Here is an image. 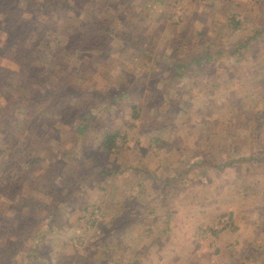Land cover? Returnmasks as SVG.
I'll list each match as a JSON object with an SVG mask.
<instances>
[{"label":"rangeland","instance_id":"rangeland-1","mask_svg":"<svg viewBox=\"0 0 264 264\" xmlns=\"http://www.w3.org/2000/svg\"><path fill=\"white\" fill-rule=\"evenodd\" d=\"M75 1L0 0V65L14 70L0 81V121L5 109L14 115L17 138L39 158L24 162L22 144L3 153L0 193L6 180L14 196H0L1 212L14 215L9 207L28 192L45 195L49 186L30 180L40 168L51 165L59 183L57 208L34 211L22 247L0 264H181L198 246L197 264H264V0H116L105 7L129 25L109 15L103 51L80 45L79 34L103 0ZM127 33L150 46L149 58L126 46ZM48 40L42 63L33 46ZM237 40L246 44L232 50ZM206 54L195 73L168 75L165 65ZM30 69L55 93L34 98ZM250 155L260 159L239 160ZM201 157L233 164L189 168ZM219 231L228 236L216 251Z\"/></svg>","mask_w":264,"mask_h":264},{"label":"trees","instance_id":"trees-1","mask_svg":"<svg viewBox=\"0 0 264 264\" xmlns=\"http://www.w3.org/2000/svg\"><path fill=\"white\" fill-rule=\"evenodd\" d=\"M71 1V0H70ZM75 1V0H74ZM92 1V0H89ZM116 0H103V8L102 5L99 4V6L95 8L96 12H92V14L86 16L85 19H80V45L82 43H87L89 45V50L90 51H94V50H99V51H103V47L101 45V43L108 38V36L110 34L113 33V30H111L109 25V21H110V16L111 14H115L117 17H119L120 19H122V21L127 25H129V21H127L126 16H122L120 13L116 12H112L111 10H109L107 7H105V4H113ZM76 2V1H75ZM42 6L45 5L44 1H41ZM69 3H67V0H64V3L61 2V5H68ZM118 5V4H117ZM80 6H82V0H80ZM71 7V6H68ZM117 7V6H114ZM129 12H130V17H132L133 15V10L131 7L126 8ZM136 16V15H135ZM138 19L139 17L136 16ZM134 17V18H136ZM136 18V19H137ZM17 23H20L21 26H24L25 24L27 25V23H25V18H19L16 21ZM32 25L30 27V29H33L34 25H36L37 23L39 24V20L38 19H33L32 21ZM37 24V25H38ZM228 24L231 25V27L237 29L240 26V20L235 19V16L232 15L231 18H229L228 20ZM34 28V31H37L38 27ZM29 26V25H27ZM28 28V27H27ZM39 30V29H38ZM33 33V30L31 32V34ZM75 33V31L72 33V35ZM123 38H121L126 44V46H132V47H138L139 48V53L141 54L142 52L145 53V55H148V58L150 57V46L146 44V46H143L145 44L144 40H142L141 38H135V36L132 37V40L130 42V35L129 33H127V35L122 36ZM128 37V38H126ZM130 37V38H129ZM73 38V36H72ZM250 38V37H248ZM15 39V38H14ZM67 41V40H66ZM99 41H102L101 43H98ZM130 43V44H129ZM67 45V43H65ZM65 44H60L59 48ZM246 44V42H241V41H236L234 43V46L232 48V50H235L239 47H242ZM26 45V44H25ZM72 44H70L71 46ZM41 47L40 51L41 52V56L42 58V63L44 62V60L48 57L49 53L48 49L51 47L49 44V40L46 42H40V44L36 43V46H33L34 51H37L36 49ZM76 47V46H73ZM70 48L71 50L73 49ZM22 48L28 49L27 46H22ZM31 46L29 47V51L32 50L30 49ZM44 50H43V49ZM83 48H80V50ZM74 51V50H73ZM85 51V50H84ZM44 59V60H43ZM212 56L211 54H206V55H194V56H190V57H185L184 60H175L173 62H171L169 65H165V67H167L169 69V73L168 75L172 76V75H183L184 74V69L188 68L187 73H192L194 71H197L199 68L203 67V65L208 62L211 61ZM31 61H27L26 62V66H29V64H31ZM42 70H32L30 69L28 74L29 77L26 78L27 80H30V78H34L36 79V83L38 84V87L34 88V92L32 93V96L34 95V98H37L38 100H43L46 98V96H48L49 94H54L55 92H53V89H50L47 87V85L44 84L43 79L40 78L41 74H42ZM195 73V72H194ZM14 74V70L13 68H10L8 66H4V65H0V81L3 82L4 80H6L7 78L13 76ZM42 89V90H41ZM10 90H13L12 87H10ZM43 91V92H41ZM30 93V94H31ZM9 98L11 99V95H9ZM34 98H30L31 100H35ZM51 101V100H50ZM12 105L11 107V113L13 111V109L15 108L14 103L12 104V100H8L6 103V106ZM4 114L7 116V119H2L0 121V155L2 153V159L0 160V164H3V162L6 160V157L4 156V152L9 150L11 147H13V145H17L19 146V148H21V144H22V148H25L26 151L25 152V159L24 162H28L31 165L35 164L39 158L37 156H35L33 154L34 149L30 148V145L28 144V141L22 140V142L17 138L16 135V125L15 124H11V120L14 117L13 116H8L7 114V109H5ZM134 116H138V114L134 113ZM114 142L113 140H106L105 141V147L110 149L113 146ZM252 158H254L255 160H259L260 157L258 156H254V155H250L248 157H244V158H239V160H243V159H249L251 160ZM200 163H206V164H210L211 166H214L215 168L221 169L222 167H224L225 165H232L233 162L232 161H227V162H223V164H217L216 161L211 160L207 157H201L199 159H195L193 162L189 163V168H192L194 166L197 167L200 166ZM17 165V164H16ZM51 165H49L46 168H40V172L39 174H37L36 176L31 177L30 180H34V182L37 183H41L44 182V186H49L46 190H42L43 193L45 194L44 196H34L32 194H28L30 192H28L27 194H25V196H21L20 199L17 201H15V199H13L12 201H15L16 205H12V203H10L9 210L12 211L14 215H12V213H2L0 208V220H2V223L0 225V235H2L3 240H1L2 242H0V258L5 256V255H11V253L9 252H15V251H19L18 249H20L22 246V240L21 237H24L21 235V232L23 229H25V227H27L28 225H31V227L34 225L35 222H30V220H34V211H36L39 207H44L45 205H51L53 206V209L57 208L58 203L57 202H52L53 200V195L56 194L59 191V183L57 181L58 178V174H55L57 172V170H51ZM189 168L186 169V172L189 170ZM40 178V179H39ZM15 180L19 181V185H21V181L19 180V178H16ZM22 180V179H21ZM23 182V181H22ZM166 184V182H165ZM6 188V192H2L0 193V196L2 197V200H4L5 195L8 196H14V194H10L12 191L11 186H9V181L7 182L5 180V182L3 183V186ZM24 194V193H22ZM21 195V194H20ZM47 199L48 197H50V201L48 200L47 202L44 200ZM7 200V199H6ZM5 200V201H6ZM13 207L15 209H13ZM27 212V214H25ZM20 219V224L16 223V220ZM38 222V221H37ZM16 224L18 226H16ZM10 229V230H7ZM92 254V253H91ZM30 264V263H29ZM130 264H138L137 261L131 260Z\"/></svg>","mask_w":264,"mask_h":264},{"label":"crops","instance_id":"crops-1","mask_svg":"<svg viewBox=\"0 0 264 264\" xmlns=\"http://www.w3.org/2000/svg\"><path fill=\"white\" fill-rule=\"evenodd\" d=\"M218 213V212H217ZM224 213V212H223ZM235 216H236V212H232ZM198 217H201V214H199L198 215ZM221 231H223V230H221ZM215 234V233H214ZM227 234H226V232H220L219 231V233H217V234H215V236H213L214 238H216L214 241H215V245H217L216 246V251L218 250V249H220V248H223L224 247V243H225V241H226V237L228 236H226ZM198 245V244H197ZM198 248H199V246L198 247H195V255H194V257H193V260H190V259H188V260H185V261H183V263H181V264H197L195 261H198V263H200V260H198L199 259V256H198V254H197V252H196V250H198ZM202 249L203 250H209V248L208 247H204V246H202ZM176 251V252H175ZM178 248H174L173 249V254H174V258H173V260H175V258H177L178 257ZM175 252V253H174ZM174 264H179V261H175L174 262ZM203 264H224V263H222V261L220 262L219 260H203Z\"/></svg>","mask_w":264,"mask_h":264},{"label":"built area","instance_id":"built-area-1","mask_svg":"<svg viewBox=\"0 0 264 264\" xmlns=\"http://www.w3.org/2000/svg\"><path fill=\"white\" fill-rule=\"evenodd\" d=\"M221 223H222L221 225L230 226L231 225V221H230L229 216L228 215L223 216L222 219H221Z\"/></svg>","mask_w":264,"mask_h":264}]
</instances>
